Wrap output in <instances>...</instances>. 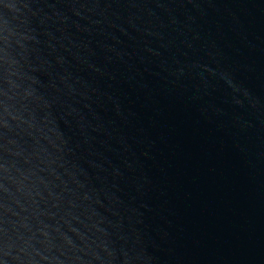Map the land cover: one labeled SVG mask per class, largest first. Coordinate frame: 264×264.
Masks as SVG:
<instances>
[{
	"label": "water",
	"instance_id": "95a60500",
	"mask_svg": "<svg viewBox=\"0 0 264 264\" xmlns=\"http://www.w3.org/2000/svg\"><path fill=\"white\" fill-rule=\"evenodd\" d=\"M0 264H264V0H0Z\"/></svg>",
	"mask_w": 264,
	"mask_h": 264
}]
</instances>
